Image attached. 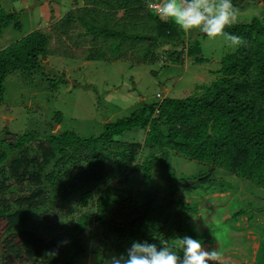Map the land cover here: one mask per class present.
Returning a JSON list of instances; mask_svg holds the SVG:
<instances>
[{"label":"trees","instance_id":"16d2710c","mask_svg":"<svg viewBox=\"0 0 264 264\" xmlns=\"http://www.w3.org/2000/svg\"><path fill=\"white\" fill-rule=\"evenodd\" d=\"M149 2L86 0L79 8L82 13H67L49 30H35L1 49L0 106L11 73L40 71L58 51L69 57L78 53L86 60L111 49L108 55L116 61L144 63L161 54L183 61L185 54L194 63L202 62L198 42L160 20ZM258 3L233 0L238 10ZM3 15L0 26L21 28L16 13ZM227 31L246 45L225 54L218 78L197 86L190 96L141 103L129 117L105 123L97 137L0 135V264H84L77 234L85 230L91 239L88 253L101 262L108 253H126L133 241L176 244V238L190 236L204 242L210 229L188 228L193 225L186 220L198 208L179 192L196 196L194 190L202 188L221 199L244 182L264 195V15ZM133 129L142 130L143 142L117 139ZM171 158L196 162L204 171L177 179ZM128 174L138 183L165 179L169 197L153 199L149 194L143 201L123 192L111 194L121 190L123 182H110ZM187 180L194 182L179 184ZM242 213L238 210L233 218ZM263 213L261 207L257 214ZM261 243L264 246L260 237Z\"/></svg>","mask_w":264,"mask_h":264},{"label":"rangeland","instance_id":"374dc122","mask_svg":"<svg viewBox=\"0 0 264 264\" xmlns=\"http://www.w3.org/2000/svg\"><path fill=\"white\" fill-rule=\"evenodd\" d=\"M84 2L86 0H0V19H3V14L12 16L16 13L21 25V28L5 27L6 24L0 26V50L35 30H49L60 18L70 12L76 13L84 6ZM258 2L240 9L235 24L262 17L264 4L261 0ZM82 10L79 9L78 13H82ZM186 36L192 43L198 42L200 56L205 61L194 63L185 54L183 61L174 57L168 60L164 54L144 63H132L126 59L116 61L108 55L111 49L95 54L97 58L94 56V60H86L85 56L78 53L69 57L60 55L58 51L56 55L50 54L40 71L31 74L18 71L11 73L5 82L4 101L0 106V135L5 132H35L41 136L73 133L81 138L97 137L103 132L105 123L129 117L141 103H159L163 98L190 96L195 93L197 86L209 85L218 78L222 57L233 53L236 48L230 47L223 38L210 39L200 32ZM48 48L52 50L50 45ZM157 95L161 98L158 99ZM144 136L141 129H133L117 139L141 143ZM170 163L177 179L204 171V167L196 162L181 158H171ZM129 175H121L110 182L115 184L121 179V190H110L114 189L112 187L106 189L111 194L123 192L124 195L139 196L143 201L149 194L153 199L169 197L165 179L138 183L134 175ZM193 182L187 180L179 184L188 187ZM194 191L198 192L196 196L186 191H178V195L185 197L186 203H193L198 208L196 215L186 220L189 225H193L188 228L201 231L210 229V238L204 239L205 248H215L220 254L221 264H264L262 243L255 255L260 237L261 240L264 238V213L257 214L264 207V195H259L256 188L244 182L236 191L221 194V199L216 193L206 194L202 188ZM235 207L240 209L233 213ZM238 210L243 213L235 219L233 215ZM89 234L88 230L77 234L83 248L80 263L105 264L112 254L108 253L104 262L89 255ZM68 256L71 257V253Z\"/></svg>","mask_w":264,"mask_h":264},{"label":"clouds","instance_id":"9594fccd","mask_svg":"<svg viewBox=\"0 0 264 264\" xmlns=\"http://www.w3.org/2000/svg\"><path fill=\"white\" fill-rule=\"evenodd\" d=\"M148 7L160 20L174 24L186 35L200 32L210 39L223 38L233 48L247 43L227 31L239 16L233 0H150ZM176 240V244L161 240L159 245L133 241L126 253L110 257L105 264H220L219 252L206 249L202 240L190 236ZM258 250L257 243L256 254Z\"/></svg>","mask_w":264,"mask_h":264},{"label":"water","instance_id":"95a60500","mask_svg":"<svg viewBox=\"0 0 264 264\" xmlns=\"http://www.w3.org/2000/svg\"><path fill=\"white\" fill-rule=\"evenodd\" d=\"M209 134H210V130H209ZM192 184V183H191ZM184 185H187L186 183H184ZM66 240H64L63 245L65 246Z\"/></svg>","mask_w":264,"mask_h":264}]
</instances>
